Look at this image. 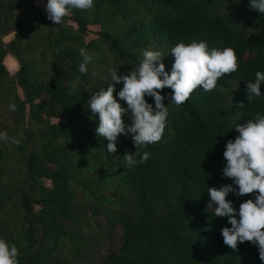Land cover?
Wrapping results in <instances>:
<instances>
[{
	"label": "trees",
	"instance_id": "1",
	"mask_svg": "<svg viewBox=\"0 0 264 264\" xmlns=\"http://www.w3.org/2000/svg\"><path fill=\"white\" fill-rule=\"evenodd\" d=\"M20 1L0 0V98L7 108L11 103L16 105V111L9 108L8 114H1L0 130L20 140L19 146L9 141L0 144V165H11V155H18L22 172L10 184L0 183V216L7 213L6 206L14 205L3 222L5 227L0 228V237L12 239L17 246L19 264H67L59 254L63 229L77 227L75 219L87 216V209L79 204L81 198L87 197L89 202L98 199L87 182L93 176L83 171L101 163L102 173L109 174L120 187L112 194L114 206L108 216L119 244L109 246L97 264H262L254 244L238 243L233 251L223 243L220 229L230 226L227 218L215 216L214 208L207 207L208 187L231 183L222 176L226 162L222 153L225 142L237 135L235 124L252 119L256 113L264 114V95L252 101L246 97V81L254 80L256 71L264 72V51L246 55L248 40L218 12L219 1L94 0L89 10H72V24L64 22V17L58 25L26 0ZM239 2L247 7L248 0ZM14 10L31 14L30 22L12 20ZM249 11L252 28L264 32V14ZM135 14L144 18L137 19ZM111 18L118 25L117 33L102 28L97 38L85 42L88 25L103 26ZM29 31H34L33 41L23 42V34ZM12 32L14 37L4 43L2 37ZM193 39L205 40L210 48L235 50L237 70L216 84L229 89L238 83L230 104H224L216 87L209 92L196 88L179 106L168 104L166 99L163 103L169 116L162 138L143 149L150 158L117 172L111 158L135 148L130 137L120 135L117 151L108 153L107 139L96 134L98 114H91L88 107L89 88L102 83L89 74V64L86 73H79L80 48L89 52L93 42L103 46L119 74L138 66L142 49L159 50L169 71L174 60L171 48ZM34 52L40 54L37 60L46 67V78L38 79L32 71L35 58H22L24 53ZM8 56L17 61L15 72L6 66ZM16 87L23 91V98ZM121 87L122 83L116 91ZM170 91L165 88L161 94ZM113 95L115 98V92ZM146 99L152 102L151 97ZM119 102L126 107L124 101ZM27 104L29 127L24 126ZM51 118L67 121L56 124ZM122 119L129 122L126 116ZM94 135L98 140L89 139L81 157L71 150L72 138L87 141L86 137ZM33 142L36 148L28 150L27 145ZM42 179L51 185H43ZM251 195L229 193L226 199L238 209Z\"/></svg>",
	"mask_w": 264,
	"mask_h": 264
},
{
	"label": "clouds",
	"instance_id": "2",
	"mask_svg": "<svg viewBox=\"0 0 264 264\" xmlns=\"http://www.w3.org/2000/svg\"><path fill=\"white\" fill-rule=\"evenodd\" d=\"M93 7L94 0H46L44 5L47 19L55 25L60 24L74 9L89 10ZM247 7L264 14V0H248ZM79 52L82 62L78 71L83 74L87 72V65L97 57L85 48H80ZM170 52L174 60L170 70L166 71L161 51L142 49L138 66L127 74H118L116 66L110 70L107 87L92 92L88 99L91 114H98L95 132L107 139L108 153L117 151L118 136L131 138L135 151L123 155L127 167L147 161L150 153L143 149L161 140L169 116V109L163 101L167 99L168 104L179 106L196 88H202L204 92L212 91L219 78L238 68L232 47L210 48L203 39L178 42ZM120 83L122 87L116 91L115 85ZM262 83L264 72L259 70L255 72L254 80L246 81L248 101L264 95ZM165 88L171 91L161 94ZM146 97H151L152 102ZM121 100L126 107L121 106ZM9 108L16 111L15 103H11ZM122 115L128 117L129 122H125ZM234 129L237 135L225 142L222 153L226 161L222 176L230 178L231 183L222 184L219 188L208 187L207 207L214 208L215 216L227 218L230 226L220 229L223 243L233 251L237 250L238 243L248 241L254 244L264 264V114L256 113L252 119L235 124ZM0 141L15 145L20 143L6 130H0ZM229 193L252 195L243 200L237 209L232 200L226 199ZM18 257L17 246L0 237V264H19Z\"/></svg>",
	"mask_w": 264,
	"mask_h": 264
},
{
	"label": "rangeland",
	"instance_id": "3",
	"mask_svg": "<svg viewBox=\"0 0 264 264\" xmlns=\"http://www.w3.org/2000/svg\"><path fill=\"white\" fill-rule=\"evenodd\" d=\"M15 1H19V3L21 2L20 0ZM26 1L28 4L34 6L35 9H39L43 14L46 15V11L44 8L46 0ZM218 1V12L224 18L229 19L231 22H233L234 29H238L240 33H242L243 36L248 40L249 49L246 55L253 56L257 51H264V32L255 31L252 28V17L249 9L242 5L239 0ZM27 8L28 6L25 7V11L27 10ZM25 11L14 10L12 13L14 18L12 20H26L27 22H30L31 14H28ZM70 16H72V12L66 15L63 21L68 24H72ZM133 16H135L137 19L144 18L143 14L139 16H136L135 14ZM87 28L88 33L85 37V42H89L97 38V32H99L102 28H107L113 33L118 32V25L116 24L114 18L106 21L103 26L101 24H90ZM29 32L30 33L23 34V42L30 43L33 41L31 37L34 34V31ZM14 34L15 33L12 32L8 36L2 37V41L4 43L8 42L14 37ZM93 45L94 46L88 53L96 56L97 58L94 59L93 62L89 63V74H91V76L95 80H100L99 82L102 83V85L108 84L110 80V70L114 69V67L111 65L112 57L108 54L107 49L103 46L97 45L96 42H93ZM38 56H40V54L37 52H34L31 55L24 53L22 55V58L23 60L28 57L35 58L36 63L33 66L32 71L36 73L38 79L46 78V67L42 63H40V60H37ZM5 63L11 72L16 71V66H18L16 59H14L13 57H7ZM237 84V82L232 83L229 89L216 86L215 89L222 93L224 104L226 106L230 104L234 89L236 88ZM102 85L99 87L97 85H94L89 88V91H99V88H102ZM120 85L121 83L116 84L115 90L118 89ZM16 91L18 92L20 97L23 98V91L18 87H16ZM4 102L5 100H3V98H0V118L1 114L6 115L10 111L9 108L4 105ZM1 104L4 106H2ZM29 116V104H27L26 122L24 124L25 127H29L31 125V123L27 119L29 118ZM66 121V118H51V122L56 124H63L66 123ZM89 139H92L93 141L98 140L96 135L86 137L87 141L79 138H72L70 140L71 150L81 157L82 151H84L87 143L90 144ZM5 143L6 142L0 141V144ZM33 147L36 148V144L34 142L31 145H27L28 150H31ZM20 161L21 160L18 155H11V165H0V183H7L9 181L8 184H10L12 183V180L15 181L18 179L19 174L22 173L19 167L21 164ZM111 161L114 162L113 164L117 165V172L125 166L122 154H117L116 156L112 157ZM102 164L103 163L91 165L88 168H85L83 171L84 175L93 176L89 178L87 182H89L90 187L94 190L98 199H93L89 202L87 197L81 198L79 204L81 207L87 209V216L77 217L75 219L77 222V227L74 228L65 226V228L63 229L65 235L64 241L59 246V254L62 259L67 261V264H97L103 259L109 246L111 247L119 244V236L116 232L117 230L111 226L112 223L108 220V216L111 213L112 206H114L112 194L118 192L120 190V187L118 185V182L112 179L109 174L102 173ZM2 169H5V171L3 172ZM100 174H102L101 177H99ZM97 179L100 180L97 182ZM41 183L45 186L51 185L50 181L47 179H42ZM12 208H14V205H9L4 208L5 210H7V213L4 216H0V228L5 227L4 223H6V217L8 216ZM16 224H18L17 221ZM8 241L12 242V239H9Z\"/></svg>",
	"mask_w": 264,
	"mask_h": 264
},
{
	"label": "crops",
	"instance_id": "4",
	"mask_svg": "<svg viewBox=\"0 0 264 264\" xmlns=\"http://www.w3.org/2000/svg\"><path fill=\"white\" fill-rule=\"evenodd\" d=\"M8 57H10V56H8ZM7 59V58H6ZM16 69H17V66H16Z\"/></svg>",
	"mask_w": 264,
	"mask_h": 264
}]
</instances>
